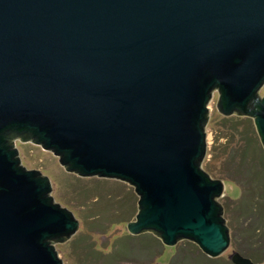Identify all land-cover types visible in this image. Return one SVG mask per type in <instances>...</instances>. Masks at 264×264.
<instances>
[{"label": "water", "instance_id": "95a60500", "mask_svg": "<svg viewBox=\"0 0 264 264\" xmlns=\"http://www.w3.org/2000/svg\"><path fill=\"white\" fill-rule=\"evenodd\" d=\"M263 84L264 0H0V264H63L53 245L80 224L20 166L16 139L135 186L131 234L221 256L224 182L201 169L207 105L218 90L219 112L254 118L264 145Z\"/></svg>", "mask_w": 264, "mask_h": 264}, {"label": "rangeland", "instance_id": "374dc122", "mask_svg": "<svg viewBox=\"0 0 264 264\" xmlns=\"http://www.w3.org/2000/svg\"><path fill=\"white\" fill-rule=\"evenodd\" d=\"M258 95L264 98V84ZM219 98L218 90L213 91L207 105L206 153L201 164L202 171L213 181L224 182L217 202L223 207L222 218L231 243L216 264H234L231 257L235 253L264 264L253 257L259 252L264 259V145L254 118L220 113ZM14 142L20 166L47 177L54 202L73 213L80 223L67 241L53 245L63 264H111L113 258L122 255L123 264H176L175 256L185 247L197 244L181 239L174 247H168L150 231L139 234L142 238H133L137 236L130 233L128 225L137 220L140 201L135 186L116 178L83 177L68 172L60 164V156L32 142ZM146 247L148 254L142 252ZM94 251L105 255V263L94 258Z\"/></svg>", "mask_w": 264, "mask_h": 264}, {"label": "trees", "instance_id": "16d2710c", "mask_svg": "<svg viewBox=\"0 0 264 264\" xmlns=\"http://www.w3.org/2000/svg\"><path fill=\"white\" fill-rule=\"evenodd\" d=\"M234 127V126H233ZM235 128V127H234ZM137 237H133V238H142V235H135ZM147 237V236H146ZM149 238V237H148ZM192 242V241H191ZM164 244V243H163ZM163 244L161 242H159V246L163 249ZM199 248V252L197 250H195L196 248ZM194 246L189 245V247H185L182 251V253H180L179 255L175 256L174 259L177 260L176 264H216L218 261L219 257H211L209 256L207 253H205L198 244H196ZM195 248V249H194ZM148 247H146L145 249L142 250V252H146V254H148ZM154 249H156V247L154 246ZM165 250V249H164ZM189 250H193L196 253H191ZM141 252V251H140ZM139 252V254H140ZM94 253H97L96 251H94ZM160 254V253H159ZM157 255V254H156ZM134 256V255H133ZM139 256V255H138ZM138 256H135V258H138ZM105 255H102L100 253H97L96 256H94V258H96L97 260L99 259L100 261L105 263V259H104ZM254 259H256L257 262H264V259H262L261 253H255L253 255ZM125 257L122 256H117L115 258H113L110 263L111 264H123ZM172 259V260H174ZM170 260V262L172 261ZM92 261V260H91ZM129 264H131L130 262H127ZM134 264H140V263H136L134 262Z\"/></svg>", "mask_w": 264, "mask_h": 264}, {"label": "flooded vegetation", "instance_id": "af4514ba", "mask_svg": "<svg viewBox=\"0 0 264 264\" xmlns=\"http://www.w3.org/2000/svg\"><path fill=\"white\" fill-rule=\"evenodd\" d=\"M220 86L219 85H217L214 89H219L220 90ZM16 132L18 135H20L21 137H25L24 135H26V134H28V133H32L31 131H29V130H26V129H12V130H7L6 132ZM3 135V134H2ZM25 139H27L26 137H25ZM26 141H28V140H26ZM9 152H12V149L11 148H7L6 146H4ZM14 158H15V156H13Z\"/></svg>", "mask_w": 264, "mask_h": 264}]
</instances>
